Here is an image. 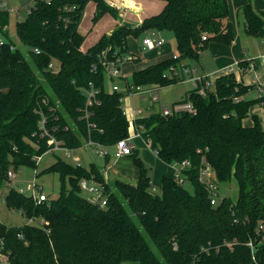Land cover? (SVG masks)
<instances>
[{
	"label": "trees",
	"instance_id": "16d2710c",
	"mask_svg": "<svg viewBox=\"0 0 264 264\" xmlns=\"http://www.w3.org/2000/svg\"><path fill=\"white\" fill-rule=\"evenodd\" d=\"M90 1L95 3L93 23L105 14L116 16L104 0L37 1L15 24L26 54L3 30L9 14L0 11L5 38L0 48V188L10 183V169L35 168L36 158L51 148L49 137L41 136L42 117L45 130L72 150L88 140L111 148L127 137L122 91L106 88L97 64L103 51L121 54L127 50L128 36L171 32L176 58L131 74L133 86L155 90L176 84L170 70L183 60L198 61L209 42L229 45L234 39L227 0H159L164 6L158 14L135 28L117 26L82 50L85 37L78 27ZM240 10L245 33L264 38V13L251 4ZM51 61L58 63V72L47 69ZM94 63L98 68L92 71ZM238 64L248 66L245 61ZM90 84L97 93L86 104ZM201 86L172 105L190 102L194 113L157 111L136 120L142 139L161 162L189 161L184 175L193 192L173 177L162 176L160 193L154 194L136 149L129 155L138 169L135 185L115 181L110 186L95 164L75 166L57 156L41 172L59 175L57 198L36 205L13 187L5 195L8 209L48 223L45 229L0 223V251L9 264H264V129L257 116H251V125L243 124L250 107L260 100L242 98L251 86L237 82L233 73L217 77L213 91L206 88L204 96ZM203 162L217 182H236L235 201L218 198L210 204L209 192L198 179ZM82 179L103 186L104 208L82 195Z\"/></svg>",
	"mask_w": 264,
	"mask_h": 264
},
{
	"label": "rangeland",
	"instance_id": "374dc122",
	"mask_svg": "<svg viewBox=\"0 0 264 264\" xmlns=\"http://www.w3.org/2000/svg\"><path fill=\"white\" fill-rule=\"evenodd\" d=\"M6 3L7 10H10L12 12L19 11L21 14V19L25 14V9L29 7L33 2V0H2ZM126 1V0H125ZM128 5L133 8L134 1L133 0H127ZM140 2V0H139ZM142 2V9L138 11L134 10H126L125 15L123 17L121 16L122 13L116 12V16H112L111 14H105L103 15L96 23H93L92 18L95 12V3L93 1H90L84 11L83 16L81 19V22L78 27V31L81 35L85 37L83 45L84 47L88 48L89 46H92L104 33L112 31L114 28L120 25H139L140 19H143L145 17H150L157 11V8H159V2L158 0H141ZM127 5V4H126ZM137 10V9H136ZM15 19L16 17L12 16V13H10V22L8 25L9 34L14 42V44L22 50L24 54H26V48L20 43L18 40L16 34H15ZM18 20V19H17ZM231 23L233 28V34L235 32V36L237 38L238 34H241L243 31V16L241 13H232L231 17ZM150 31H146L145 33L139 34L137 37L128 36L126 38V45L127 50L125 51L127 53H136L137 55L141 56L143 59L140 60V58L133 60V62H128L124 70L126 72L124 79H116L114 82L119 84L121 91H122V99L120 102L121 108L125 111H130L131 109H140V113L137 115L138 117L148 116L150 114H153L157 112L161 106L162 108L171 109L173 103L181 101L184 99L187 91L190 89L189 83L185 82H178L176 84L161 87L159 92L154 93L153 90H146L143 93V97L140 94L133 93L130 97L126 94L127 93V85H132V70L137 69L140 67V63L142 64H149L153 63L156 60L160 59L161 56L169 55L174 53L176 50L175 41L173 38L172 33L163 31L160 33L161 37L164 39L165 43L153 50H144L141 42L143 37L148 34ZM159 35V36H160ZM241 38V37H240ZM240 42V41H239ZM253 40L251 38H248L245 41H241V43L245 47H249V51H254V47L252 46ZM263 48H264V40L262 42ZM264 51V49H263ZM140 60V62H138ZM138 62V63H137ZM194 61H190L192 64ZM137 63V64H136ZM194 66L198 69H200L199 65L197 63H193ZM168 74V72H165ZM214 76L209 75L208 81L210 82V85L208 87L209 90L213 91L214 87ZM111 82L107 80L106 82V88L109 90L111 89ZM47 91L50 95L51 91L47 87ZM152 95H155L158 97V101L152 102L151 98ZM138 152V157L142 161V163L145 165L148 176L151 179L152 183V191L154 194L160 193V180L162 176L171 175L174 176V173L170 167V165L165 164L161 162L155 154L150 150L149 147H146L144 142L141 139H135L132 142ZM108 157L109 160L106 161L105 158L99 156L97 153H95L94 147L87 146L85 143L82 145V147L73 150L72 155L78 157L80 159V162L82 166L87 168L90 164H95L103 173L104 177H106L109 180V183L112 186L115 181H120L123 183H127L130 185H134L135 182L137 183L138 179V169L136 165L133 162L132 156H125L122 158H114L113 148H109L108 150ZM61 157V153H51L50 151L43 154L39 161L37 162V165L35 168L26 167V166H20L15 171V178L11 182V187L14 188H23L26 189L27 186H30L31 184H37L38 187L42 189V193L48 196L50 199L57 198L59 194V175L56 173H41L44 169L49 167L56 159V157ZM67 163H72V159H65ZM215 186L218 198H229L232 201H235L238 194V188L236 185V182L232 179L228 182H217L215 179L213 180ZM98 184V183H97ZM100 185V184H99ZM185 188L188 190V192H193V188L190 185L185 184ZM8 186V184L6 185ZM3 186L0 188V196H5L6 193L9 190V187ZM113 191H115L114 188H111ZM83 196H86L85 192H82ZM38 219V218H37ZM27 220L24 217V215L16 210H10L7 208L5 203L0 201V223L6 225V226H12V227H19L21 225L26 224ZM152 247V246H151ZM153 248V247H152ZM154 249V248H153ZM155 251V249H154ZM0 264H9V262L6 260L5 256L1 257ZM122 264H138L135 262H123Z\"/></svg>",
	"mask_w": 264,
	"mask_h": 264
},
{
	"label": "built area",
	"instance_id": "2783aa9c",
	"mask_svg": "<svg viewBox=\"0 0 264 264\" xmlns=\"http://www.w3.org/2000/svg\"><path fill=\"white\" fill-rule=\"evenodd\" d=\"M37 1H39V0H33L32 1L33 3L25 9V14L21 19H19L21 17V14L19 13V11L14 12L18 21L23 20L27 15H29L31 13V11L35 7V4ZM43 1H45L46 3H49L52 0H43ZM104 1H105L107 6L117 10L118 12H120V14L122 13V15H121L122 17H123V15H125V10H136V9L138 10L139 9L138 5H136L135 2H134L135 4H134L133 8H131L128 4L127 5L125 4V0H104ZM5 6H6L5 1L0 0V11H6L7 9H5L6 8ZM10 12H12V11H10ZM7 27H4L3 30L7 31L8 30ZM7 33H8V31H7ZM201 39H202V41H205L206 37L202 36ZM4 43H5V38L3 37L2 33H0V48H1V46L4 45ZM164 43H165L164 39L161 36H159L156 31L151 30L148 34H146L143 37L141 45H142L143 49L147 51V50H153L155 48H158V47L162 46ZM11 48H14V46H11ZM34 51L37 52V50H34ZM107 53H108V50H105L101 53V55H99L97 64L103 69L105 78L109 82H111V80H113V79L124 78V76H125L124 70H123L124 65L127 64L128 62H133V60L140 58L139 55H133L131 53L126 54L125 52L121 53V54H119L117 52H113V54H107ZM172 58L175 59L176 55H174ZM97 64L94 63L91 66L92 71H95L98 68ZM253 66H254V64L249 63V68H253ZM47 69L52 71L53 73H56L59 70V65L57 62L51 61L48 64ZM170 72H172L173 77H176V78L179 77V71L177 70V68L171 69ZM228 73H232V70L230 69ZM168 74H169V72H168ZM201 84H202V86L199 88V93L202 96H204L205 95V89L209 87L210 83L207 81H204V82H201ZM90 86H91L90 90L85 92V94L87 96L86 104H90L94 95L97 93V90L92 88L91 84H90ZM199 86L195 85V88H197ZM146 90H152V89H150L149 87H135L133 85H127V93L126 94L130 97L133 93H137V94L142 95V98H144L143 93ZM109 91L110 92H114V91L119 92V91H121V89L118 85L113 84ZM121 99H120V101H121ZM257 99L260 100L259 104L264 106V93L262 90L259 91ZM234 100H237V98H235ZM151 101L156 102L157 96L152 95ZM160 111L163 115H170L173 112H177V111H188V112H192V113L195 112V110L192 107L190 102L175 105L172 109L162 108ZM122 113H123V115H124V117L128 123V135L126 138L119 140L113 147H111L114 149L113 156L116 159L121 158V157H125V156H129L133 152V150L135 149V145L132 143L133 140L142 138L141 133L137 130L138 128L136 127V120L138 118H140V116L139 117L137 116L140 113V109H131L130 111H125L122 109ZM44 125H45V118L42 117L41 120L39 121V126H40V129L42 131L41 136L45 135V136L49 137V143H51V148L48 151H50L51 153L59 152V153H61V158L63 160L72 159L71 164H73L75 166H81L82 164H81L80 160L72 155L73 150L64 146L62 141L57 140L56 138L51 136L45 130ZM138 127H139V129H141V126H138ZM85 144L87 146L94 147L95 153H97L99 156H101L103 158H105L106 156L109 155L108 151H107L109 148H107V147H104L98 143L91 141V140L86 141ZM39 159H40V157L36 158V163L39 161ZM171 166L173 167V170L175 171L173 178L180 185H182V184L185 185L186 183H188L187 177L184 175V172L190 168L189 161L184 160V161L179 162V163H173V164H171ZM7 178L9 179V182H10V183H8V186H10L12 180L15 178V172L12 169H10L7 172ZM198 179L201 183H203L205 185L206 189L209 192L210 204L215 205L218 201V195H217V191H216V186L213 182L214 178H213V175L211 172V168L209 167V165H207L204 162H203V165L199 169ZM8 186H6V187H8ZM79 186H80V189L82 190V192H85L86 198L91 203L98 204L99 208H104L106 206V198L107 197L103 194V186L97 184L94 181L86 180V179H82L79 183ZM14 189L20 194H23L27 197H31L36 205H39L43 202L49 201L48 196L45 195L44 193H42V189L40 187H38L37 184L33 183L30 186H27L26 189H23V188H14ZM0 201L5 203V196H0ZM26 220H27V222H26L27 225L36 226V227H40L43 229H45V226H47V224H48L42 218L37 219V218L31 217V218H26ZM260 229H262L261 226H260ZM47 232H48V230H47ZM248 245L251 246V243H248ZM2 256H4V255L0 251V260H1Z\"/></svg>",
	"mask_w": 264,
	"mask_h": 264
},
{
	"label": "crops",
	"instance_id": "0c3cea01",
	"mask_svg": "<svg viewBox=\"0 0 264 264\" xmlns=\"http://www.w3.org/2000/svg\"><path fill=\"white\" fill-rule=\"evenodd\" d=\"M133 1L136 3V5H138V7L140 8L139 10H141L142 9L141 0H140V2H139V0H133ZM227 3H228V9H229V13H230V16H229L230 23H231L230 19L232 17V13L234 12V13H236V15L238 13L242 14L240 9L246 4H251L252 8L255 11L264 13V0H227ZM163 6H164V3L162 1L159 2V8H157V11L154 14H158L162 10ZM6 11L9 14V22H10V13H12V16L16 17L15 13L10 12V10H6ZM134 11H138V10H134ZM125 13H126V10H125ZM145 18H147V17H145ZM143 19H140L139 22H141ZM17 21L18 20L16 18L15 24ZM231 26H232V23H231ZM232 30H233V28H232ZM7 31H8V38L11 39L10 34H9V29ZM153 31H155V30H153ZM242 31L243 32L241 34L237 35V38H236L235 32H234V34H233L234 39H233L232 43L229 45H226L223 43H218V42H209L200 51L198 61H194L200 67V69H198V71H197V68L193 64L194 62H192V64L190 63V61H193V60H183L179 64V67L177 68V70L179 71V77H177L178 82H180V81L185 82L186 81L190 85L189 90H191V89L195 88V85L199 86L201 84V82H204V81L209 82L208 81L209 75H213L214 78L216 79L217 77H219L221 75L228 74L229 70L231 69L237 82L242 83L243 85L251 86V88L248 90V92L242 98H244L246 100L257 99L260 90H262L264 93V51H263L264 48L262 47L263 46L262 42H263L264 38H255V37L248 36L245 33L244 21H243V30ZM110 32L111 31L106 32L104 34H109ZM156 32L158 35H160V33H161L159 31H156ZM248 38H251L253 40V42H251V43L255 49L254 51H249L248 50L249 47H245L241 43V41L246 42V40ZM86 49H87L86 47L82 46V50H86ZM131 54L137 55L136 53H131ZM174 55H178L176 50L172 54L161 56L160 59L156 60L153 63H149V64L140 63V67L132 70V72L135 70L146 68V67L153 65L159 61L171 58ZM141 59H143V58L140 56V60ZM140 60L138 62H140ZM243 61L247 62L248 66H246V65L242 66V65L238 64V63L243 62ZM133 63H135V62H133ZM249 63L254 64L253 68H249ZM125 65H124V67H125ZM124 67H123V70H124ZM124 74H126L125 70H124ZM122 79H124V78H122ZM215 79H214V81H215ZM115 80L116 79L111 80V84L112 85L116 84L119 86V84L114 82ZM160 88L161 87L155 89L154 93L159 92ZM108 90H109V88H108ZM157 101H158V97H157ZM159 107H160V109L158 111L161 110L160 105H159ZM248 115L249 116L243 120L244 125H246V126L251 125L252 124L251 116H257L260 120L262 128L264 129V106H262L260 104H254L253 106L250 107ZM140 139L144 142L146 147H149V145L142 138H140ZM135 149L137 150L136 146H135ZM152 152L155 154L154 151H152ZM74 157H76V156H74ZM76 158H78V157H76ZM108 160H109V157H108ZM170 167H171L173 173L175 174L173 167L171 165H170ZM167 177H174V176H172V174H171L170 176L167 175ZM105 179H106V181L109 182V180L106 177H105ZM135 184H136V182H135Z\"/></svg>",
	"mask_w": 264,
	"mask_h": 264
},
{
	"label": "water",
	"instance_id": "95a60500",
	"mask_svg": "<svg viewBox=\"0 0 264 264\" xmlns=\"http://www.w3.org/2000/svg\"><path fill=\"white\" fill-rule=\"evenodd\" d=\"M137 25H133V26H131V28H135Z\"/></svg>",
	"mask_w": 264,
	"mask_h": 264
},
{
	"label": "bare ground",
	"instance_id": "6f19581e",
	"mask_svg": "<svg viewBox=\"0 0 264 264\" xmlns=\"http://www.w3.org/2000/svg\"><path fill=\"white\" fill-rule=\"evenodd\" d=\"M129 2H127V0L125 1V4H128Z\"/></svg>",
	"mask_w": 264,
	"mask_h": 264
}]
</instances>
